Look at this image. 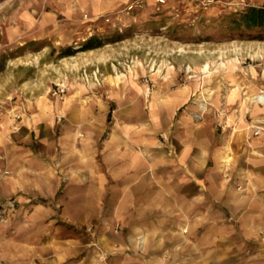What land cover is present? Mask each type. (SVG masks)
<instances>
[{
  "label": "crops",
  "instance_id": "1",
  "mask_svg": "<svg viewBox=\"0 0 264 264\" xmlns=\"http://www.w3.org/2000/svg\"><path fill=\"white\" fill-rule=\"evenodd\" d=\"M142 72L94 65L88 84L107 99L69 89L0 123V264H53L71 245H93L97 264H264V84L209 96L196 116L208 101L196 84L151 92Z\"/></svg>",
  "mask_w": 264,
  "mask_h": 264
},
{
  "label": "rangeland",
  "instance_id": "2",
  "mask_svg": "<svg viewBox=\"0 0 264 264\" xmlns=\"http://www.w3.org/2000/svg\"><path fill=\"white\" fill-rule=\"evenodd\" d=\"M262 4L264 0H0V123L27 121V110L21 113L19 104L40 97L61 100L69 89L86 88L107 99L102 84H88L86 74H92L94 65L104 73L141 69L139 80L151 92L157 84H196L197 97L208 96L201 102L208 108L213 106L210 97L227 96L236 84H264L259 75L264 41L230 39L212 26L227 14ZM94 35L126 37L59 57L61 48H79ZM53 119L61 124L66 116L58 113ZM4 221L0 215V224ZM54 235L58 241L75 236L77 243L82 234L55 223ZM81 250L76 245L55 248L51 258L58 261L53 264H97L93 245ZM104 256L109 260L111 255ZM42 259L33 256L24 264H43Z\"/></svg>",
  "mask_w": 264,
  "mask_h": 264
},
{
  "label": "trees",
  "instance_id": "3",
  "mask_svg": "<svg viewBox=\"0 0 264 264\" xmlns=\"http://www.w3.org/2000/svg\"><path fill=\"white\" fill-rule=\"evenodd\" d=\"M212 26L218 28L222 36L230 39L238 37L247 40L264 41V4L249 5L237 12L227 14L218 20L212 21ZM203 32L202 34H205ZM126 36L107 38L108 42L123 40ZM94 35L80 44L79 48L72 45L61 48L59 57L75 56L77 53L102 47L107 41ZM4 60V58H3Z\"/></svg>",
  "mask_w": 264,
  "mask_h": 264
},
{
  "label": "built area",
  "instance_id": "4",
  "mask_svg": "<svg viewBox=\"0 0 264 264\" xmlns=\"http://www.w3.org/2000/svg\"><path fill=\"white\" fill-rule=\"evenodd\" d=\"M261 95H264V91L261 92ZM256 129H257V130H256V132H255V135H259V134H261V133H264V128H262V127H257ZM163 138H166V137L163 136ZM7 174H9V171H8V170H6V169L3 170V169L0 168V180L3 179V177H4L5 175H7Z\"/></svg>",
  "mask_w": 264,
  "mask_h": 264
},
{
  "label": "bare ground",
  "instance_id": "5",
  "mask_svg": "<svg viewBox=\"0 0 264 264\" xmlns=\"http://www.w3.org/2000/svg\"><path fill=\"white\" fill-rule=\"evenodd\" d=\"M253 100L256 101V102H260V103L264 104V95H256V96L253 97ZM201 106H202L203 109L206 108V104L205 103H201Z\"/></svg>",
  "mask_w": 264,
  "mask_h": 264
}]
</instances>
